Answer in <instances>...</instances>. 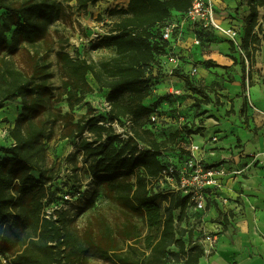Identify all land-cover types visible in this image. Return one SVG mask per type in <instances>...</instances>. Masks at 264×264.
<instances>
[{
  "label": "trees",
  "instance_id": "16d2710c",
  "mask_svg": "<svg viewBox=\"0 0 264 264\" xmlns=\"http://www.w3.org/2000/svg\"><path fill=\"white\" fill-rule=\"evenodd\" d=\"M8 1L0 0V9L9 12L3 18L4 23H0V110L18 98L22 99L23 108L10 129L14 142L0 149V264H89L90 256L109 254L120 264H200L207 255L204 245L195 238L194 228L183 225L187 222L190 196L167 191L154 183L160 185L161 174L170 164L163 159L167 156L170 137H178L179 132L159 140L157 130L162 128V122L160 119L153 122L151 115L163 96L151 106L144 103L152 94L150 68L170 46L163 38V29L173 18V10L183 20L192 0H128L127 5L112 10L118 18L95 44L114 49L110 57L89 61L73 57L64 49L57 51L63 79L61 97L70 107L64 114L69 126L62 138L80 139L78 149L70 157H81L89 174L87 183L76 182L74 167L66 181L59 174H49L40 165L48 131V123L41 115L48 109L47 101L53 92L50 66L45 57H34L30 73L14 58L21 45H36L46 35L49 25L64 18L67 14L64 3L23 0L14 5ZM75 1L78 9L87 10L101 0ZM247 4L249 13L243 19V36L238 46L244 53L243 90L247 81L245 58L252 66L264 42V15L260 21L264 0H247ZM13 27L9 38L7 32ZM227 42L235 51V42ZM202 63L221 66L212 59ZM173 73L179 75L177 70ZM89 74L100 88L108 90L111 110L105 116L89 115L86 120L75 121L71 110L94 91ZM183 79L190 84L189 76ZM203 101L212 103L209 98L199 99L200 104ZM240 115L245 117L248 128L245 104ZM127 119L134 122L133 134L123 139L109 122ZM204 129H188L186 137L201 134ZM86 132L91 134L90 138L84 136ZM64 185L68 189L64 190ZM99 185L104 188L105 199L146 221V232L134 225L120 229L117 235L129 242L126 247L104 216H99L82 232L66 225L74 217L73 212L81 210L84 204L93 205ZM64 191L80 196L68 208L58 210L57 218L43 216L44 208L60 202L59 193ZM25 195H30L26 206Z\"/></svg>",
  "mask_w": 264,
  "mask_h": 264
},
{
  "label": "rangeland",
  "instance_id": "374dc122",
  "mask_svg": "<svg viewBox=\"0 0 264 264\" xmlns=\"http://www.w3.org/2000/svg\"><path fill=\"white\" fill-rule=\"evenodd\" d=\"M22 1L9 0L8 2L18 5ZM50 1L64 3L67 14L64 18L49 25L46 35L36 45H21L19 51L14 54V58L21 68L30 73L32 72L34 57H45L50 66L51 77L49 82L53 88V92L47 101L48 109L41 115L48 123V131L44 140V153L40 159V165L49 174H59L58 176L60 177L66 176V179L74 167L76 170V182L87 183L89 174L87 167L81 161V157L78 159L74 156L70 157L78 149L80 139L78 137L62 138L65 129L69 126L64 119V114L70 111V107L64 97H61L63 79L57 51L64 49L73 57L85 58L89 61L112 56L115 50L95 45V39L97 35L105 34L111 30L113 22L118 18V15L112 13V10L123 6L124 1L101 0L96 5H90L87 10L78 9L75 0L70 2L65 0ZM212 2L216 6L219 21L224 27L240 28L241 23L244 25L245 0H212ZM8 15L9 12L6 9H0L1 24L4 23L3 18H6ZM173 20L176 21L178 26L174 31L175 42L170 43V47L168 48L170 49V55L174 57L175 61L170 63L167 58H157L149 71V77L152 82V94L144 103L147 106H151L157 98L163 96V101L156 110L162 122V128L157 130L158 139L165 140L170 135L179 132L178 137H170L167 156L163 159L170 164L180 165L185 154L189 152L190 140L189 137H186L187 130L199 128L200 125L196 123V118L207 114L209 110L206 108H212V104L205 103L206 101L200 104L199 99L206 100V98H209L218 108L224 105L221 100L222 94L216 88L218 85L216 83H213L211 86L206 85L207 73L205 69L208 66L202 62L209 60L207 56H210L211 53H223L224 46L221 44L232 38L208 29L200 22L184 21L179 16ZM13 30L14 27L11 31L7 32L9 38H11ZM196 37L200 39V44L195 42ZM236 47L238 46L236 45ZM193 67L199 68L197 74L193 73ZM224 68L228 67L224 66ZM174 70L179 71V75L173 73ZM183 76H189L190 84L185 82ZM229 78H231V75ZM88 80L90 84L95 86L94 91L88 93L85 101L71 110L75 116V121L79 119L86 120L89 115L92 117L94 115L105 116L108 114V90L100 88L91 74L88 75ZM174 90H180L181 93L176 94ZM200 90H203V92ZM22 108V99L18 98L17 100L7 102L6 106L0 110V149L3 146H10L14 142L10 135V129L15 126ZM227 113H233V104L231 109L227 110ZM199 121L200 124H203V119ZM84 136L90 138L91 134L86 132ZM1 156L2 153L0 152ZM79 169L81 170L78 172ZM33 173L39 175L37 171H33ZM154 183L155 186H161V188L167 191L176 192L177 190V184L166 179L160 182V185L157 182ZM103 190V186L99 185L97 192L94 194L93 205H89V203L84 204L81 210L76 213L73 212L74 217L70 218L66 225L70 229L82 232L93 222H96L99 216H104L109 226L115 231V236L126 247L129 242L122 241L121 237L117 235L120 229L127 225H134L146 232L148 230L146 221L141 216L126 211L115 202L105 199ZM16 191L14 190L15 193ZM93 193L94 190L90 194V199ZM29 196H24V206L29 204ZM210 206L211 204L209 203L207 210ZM20 209L21 207L17 208V210ZM175 213L178 215L179 211ZM204 214L205 212H199L193 206H189L187 209V222L183 223L184 226L196 230L195 238L199 239L203 245V239L206 234V230L203 227ZM227 228L229 227L224 224L223 232ZM214 251L215 249H211V251L206 252L210 254ZM88 262L89 264H120L111 254L105 257L90 256Z\"/></svg>",
  "mask_w": 264,
  "mask_h": 264
},
{
  "label": "crops",
  "instance_id": "0c3cea01",
  "mask_svg": "<svg viewBox=\"0 0 264 264\" xmlns=\"http://www.w3.org/2000/svg\"><path fill=\"white\" fill-rule=\"evenodd\" d=\"M123 1L127 5L128 0ZM245 8L247 16V0ZM263 15L261 9V22ZM172 17H178V12L173 10ZM240 28L243 30L242 23ZM221 45L223 53L207 56L221 66H208L205 71L206 85H218L224 105L218 108L210 103L213 109L206 108L209 112L196 118V123L205 128L203 133L193 134L189 140L190 144L203 146L204 152L214 155L213 159L227 161L230 174L220 191L221 197L205 212L203 227L206 233L217 224L229 228L217 232L215 251L202 257L200 264H264V43L253 65L246 64L245 90L242 87L243 51L238 47L231 50L228 42ZM232 104L234 111L228 114ZM244 104L248 128L245 117L240 115ZM212 136L217 139L209 140Z\"/></svg>",
  "mask_w": 264,
  "mask_h": 264
},
{
  "label": "built area",
  "instance_id": "2783aa9c",
  "mask_svg": "<svg viewBox=\"0 0 264 264\" xmlns=\"http://www.w3.org/2000/svg\"><path fill=\"white\" fill-rule=\"evenodd\" d=\"M184 21L200 22L208 29L220 32L226 36L232 38L237 46H239L240 40L243 36V30L241 28L224 27L217 16V10L212 0H192V6L189 11L182 17ZM174 18L166 24L163 29V38L170 43L175 42V29L178 24ZM104 34L97 35L95 41ZM195 42L200 44V39L195 38ZM170 47V46H169ZM170 49H167V53L159 58H167L170 63L175 59L170 55ZM247 65H250L249 60L245 58ZM194 74L199 72V68L193 67ZM174 93L180 94V90H174ZM108 112L111 110V105L107 102ZM153 122H157L160 116L154 112L151 115ZM115 128L116 132L123 139H128L133 134L132 127L134 122L131 119H127L123 122L115 120L110 123ZM215 136L209 138V140H216ZM189 152L185 154L184 159L180 165L169 164L163 171L160 177V182L164 179L172 183L177 184L176 192H180L183 196H190L189 206H193L199 212H206L209 203L213 205L221 197V189L224 186L226 178L230 174V168L227 161L223 158H214L210 152H204V147L192 142L189 146ZM209 153V154H208ZM211 155V156H209ZM66 181V176L62 177ZM64 190L68 189L66 185L62 186ZM62 197L60 202L52 203L43 210V216L47 218H57V211L69 207L75 199L80 196L74 195L71 191L60 192ZM217 226V227H216ZM214 230L205 234L203 239L205 251L209 252L216 247V234L223 229L221 224H217ZM206 252V253H207ZM3 261L8 263V259L3 257Z\"/></svg>",
  "mask_w": 264,
  "mask_h": 264
}]
</instances>
